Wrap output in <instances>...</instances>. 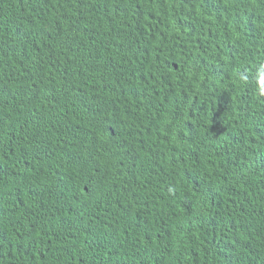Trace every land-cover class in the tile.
<instances>
[{"label": "trees", "instance_id": "trees-1", "mask_svg": "<svg viewBox=\"0 0 264 264\" xmlns=\"http://www.w3.org/2000/svg\"><path fill=\"white\" fill-rule=\"evenodd\" d=\"M261 72L264 0H0V264H264Z\"/></svg>", "mask_w": 264, "mask_h": 264}, {"label": "clouds", "instance_id": "clouds-1", "mask_svg": "<svg viewBox=\"0 0 264 264\" xmlns=\"http://www.w3.org/2000/svg\"><path fill=\"white\" fill-rule=\"evenodd\" d=\"M258 81L260 82V94L264 95V72L258 74Z\"/></svg>", "mask_w": 264, "mask_h": 264}, {"label": "bare ground", "instance_id": "bare-ground-1", "mask_svg": "<svg viewBox=\"0 0 264 264\" xmlns=\"http://www.w3.org/2000/svg\"><path fill=\"white\" fill-rule=\"evenodd\" d=\"M86 104V103H85ZM244 256V255H243Z\"/></svg>", "mask_w": 264, "mask_h": 264}]
</instances>
